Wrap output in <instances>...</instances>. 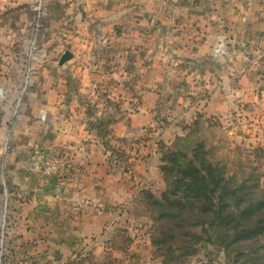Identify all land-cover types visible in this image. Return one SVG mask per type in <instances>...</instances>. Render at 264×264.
<instances>
[{
  "label": "crops",
  "instance_id": "obj_1",
  "mask_svg": "<svg viewBox=\"0 0 264 264\" xmlns=\"http://www.w3.org/2000/svg\"><path fill=\"white\" fill-rule=\"evenodd\" d=\"M32 1L0 0V12ZM55 1L62 14L51 25H68L56 38L66 47L54 67L31 64L32 82L26 88L14 77V60L22 52L13 51L20 43L25 46V39L12 28L28 25L31 13L24 9L18 17L0 19V84L6 91L0 99V232L9 242L2 246L9 252L2 264H70L84 251L94 261L109 252L120 256L128 251L133 264L149 241L142 243V228L135 230L132 245L126 241L133 217L123 205L134 198L143 202V190L153 192L162 179L158 164H139L142 156L131 178L117 152L107 150L88 126L89 98L98 91L93 82L98 74L89 60L104 43L118 48L109 55L118 60L112 71L122 80L130 42L144 44L135 52L145 59L152 56L147 44L153 43L157 60L183 63L187 93L210 94L204 107L209 115L242 106L252 121H262L264 66L256 51L264 52V0H252L245 22L240 17L246 0ZM220 33L229 41L222 55L214 57L212 46ZM66 49L72 57L60 65ZM45 58L48 54L42 51L38 60ZM123 86L120 82L114 88L121 93L118 101ZM101 112L98 108L96 115ZM139 119L136 113V125ZM60 149L72 157V171L46 183L41 156ZM136 151L138 156L143 150Z\"/></svg>",
  "mask_w": 264,
  "mask_h": 264
},
{
  "label": "rangeland",
  "instance_id": "obj_2",
  "mask_svg": "<svg viewBox=\"0 0 264 264\" xmlns=\"http://www.w3.org/2000/svg\"><path fill=\"white\" fill-rule=\"evenodd\" d=\"M24 9L31 13L30 23L24 28L15 27L12 29H16L17 35L25 39V46L20 43L21 47H15L17 45L15 44L13 51L22 52L17 56L18 60H14L16 66L18 64V72H15L14 77L19 85L26 88L32 82L30 75L33 70L30 66L33 62H35V66L40 62H45L49 67L56 66L58 54L66 47V44H58L56 38L59 35L62 36V32H66L65 29L68 28V25L60 23L52 27L51 24L54 23V20L62 14L60 4L55 0H33L24 6L1 9L0 19L18 17L17 15ZM137 45L144 46V44L133 42L129 44V60L126 65H123V68H126V74L123 75L122 80L119 79L120 75L117 76L112 71L119 67L118 60H115L113 55H109L110 51L114 52L118 48L108 47L109 45L104 43L95 49L96 57L89 60L92 62L93 72L98 74L93 81L97 84L98 91L89 98L92 101H89L88 116L90 115L91 119L88 121V126H91L90 122L95 124L102 121L99 128L103 137L100 140L103 145L106 142L107 147H105L106 144L104 147L107 150L110 148L109 150L117 152L116 159L123 163L125 171L130 173V177L133 178L136 173V163L140 156H142L139 161L140 165L141 162L143 165L148 163L150 166L158 164L159 169L162 152L167 147L174 148L177 143H181L178 141V137L188 135L191 140L204 142L208 158L224 167L227 178L239 182L241 179L251 176L249 179H257L258 188L264 189V119L252 121L248 117V113L241 110L242 106L229 108L227 114L209 115L204 107L206 101H209L210 94L201 91L187 93L185 75L181 69L183 63H178L175 66L171 60H157L154 57L156 46L153 43L147 44L152 56H147V59L139 58L141 54H136L139 52ZM42 51L47 52L48 59L40 61L38 58ZM136 58H139L137 63H135ZM157 61H160V65L156 66ZM67 62L69 63V61ZM120 82L124 84L122 88L125 91L122 92L123 99L121 98L123 105H121L122 101H118L120 100V91L114 89ZM96 104L100 107H97ZM98 108L102 112L96 115ZM243 109L246 108L243 107ZM136 113L140 114L138 120L140 125H136V121L133 120ZM120 118L125 119L123 125H118L116 122ZM95 126L97 127V125ZM92 129H94L93 126ZM94 130L96 131V129ZM64 150L60 149L57 152L67 153ZM136 150L143 151L137 156ZM159 173L162 183L160 181L156 183L152 190V193L157 197L166 188L160 169ZM143 195L140 194L143 202H138V199L134 198L123 205L128 214H132L131 218L133 217L126 241L132 245L133 234L139 228L143 229V233L139 235L142 243L145 244L146 240L147 243L149 241V244L145 245V250L138 255V259L134 258L133 264L228 263L224 253L210 244H198L195 254L179 259L166 253L164 245H153L151 235L157 232L159 223L153 221L152 216L155 209ZM177 243L179 242L174 244ZM6 244L9 242L3 238V233L0 232V264L5 256L9 255V252H6L4 247L2 248ZM88 253V251L82 252V256L74 257V260L69 261L74 262L70 264H119L127 259L129 264L132 262L128 251L120 256H116L115 252H109L101 260L95 261ZM174 254L176 252L173 253V256Z\"/></svg>",
  "mask_w": 264,
  "mask_h": 264
},
{
  "label": "trees",
  "instance_id": "obj_3",
  "mask_svg": "<svg viewBox=\"0 0 264 264\" xmlns=\"http://www.w3.org/2000/svg\"><path fill=\"white\" fill-rule=\"evenodd\" d=\"M90 125L102 138V121ZM178 141L161 155L166 188L159 197L143 191L159 223L151 243L164 245L176 259L195 254L202 243L220 249L227 264H264V189L258 180L248 176L234 182L208 158L203 141L188 135Z\"/></svg>",
  "mask_w": 264,
  "mask_h": 264
},
{
  "label": "built area",
  "instance_id": "obj_4",
  "mask_svg": "<svg viewBox=\"0 0 264 264\" xmlns=\"http://www.w3.org/2000/svg\"><path fill=\"white\" fill-rule=\"evenodd\" d=\"M252 0H246L245 2V13L241 15V20L245 22L247 20V15L251 9ZM37 8V7H35ZM229 41V36L226 33H220L217 35L216 40L212 47V54L214 56H219L224 52L226 43ZM256 54L259 57L263 58L264 66V52L256 51ZM6 96V91L4 86L0 84V99H4ZM72 157L67 153L63 152H53L45 151L41 156V172L44 178V181L49 182L52 177H59L64 173H67L72 170L73 163Z\"/></svg>",
  "mask_w": 264,
  "mask_h": 264
},
{
  "label": "water",
  "instance_id": "obj_5",
  "mask_svg": "<svg viewBox=\"0 0 264 264\" xmlns=\"http://www.w3.org/2000/svg\"><path fill=\"white\" fill-rule=\"evenodd\" d=\"M72 57V53L66 49L64 50V52L61 54L58 63L61 65L64 62H66L67 60H69Z\"/></svg>",
  "mask_w": 264,
  "mask_h": 264
}]
</instances>
